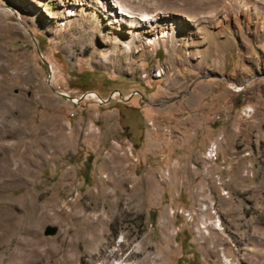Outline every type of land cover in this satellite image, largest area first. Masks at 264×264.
Instances as JSON below:
<instances>
[{
	"label": "rangeland",
	"instance_id": "obj_1",
	"mask_svg": "<svg viewBox=\"0 0 264 264\" xmlns=\"http://www.w3.org/2000/svg\"><path fill=\"white\" fill-rule=\"evenodd\" d=\"M100 1L0 0V264H264V0Z\"/></svg>",
	"mask_w": 264,
	"mask_h": 264
},
{
	"label": "bare ground",
	"instance_id": "obj_2",
	"mask_svg": "<svg viewBox=\"0 0 264 264\" xmlns=\"http://www.w3.org/2000/svg\"><path fill=\"white\" fill-rule=\"evenodd\" d=\"M76 1L77 0H71V2L69 3L70 4V8L68 9V13L70 15L74 14V12H73L74 11V3ZM89 1L93 2L94 4L102 5L100 0H89ZM118 9L120 10L118 12L117 11L115 12L113 10L109 11V15L111 16L110 19H111L112 23H118L119 21H124V22L128 21V22L132 23V25L136 24V26L139 25L140 27H144V22H150V18L146 17L147 16L146 14H138V15H136V14L132 13L131 11H129V12L127 11V15H126L125 13H123V12H125V9L122 8L120 5H119ZM139 16H141V17H139ZM164 35L165 34L162 33L161 35H154L152 37H149L148 38V44L151 45V44L157 43V41L160 38H163ZM128 41H129L128 42L129 44L127 43L128 45L126 46L127 47L126 50L130 49V47L133 45L134 38L131 37Z\"/></svg>",
	"mask_w": 264,
	"mask_h": 264
},
{
	"label": "water",
	"instance_id": "obj_3",
	"mask_svg": "<svg viewBox=\"0 0 264 264\" xmlns=\"http://www.w3.org/2000/svg\"><path fill=\"white\" fill-rule=\"evenodd\" d=\"M125 99V98H122ZM103 101H107V99H103ZM56 231V228L54 226H45L44 230H43V234L44 235H52L54 234Z\"/></svg>",
	"mask_w": 264,
	"mask_h": 264
},
{
	"label": "built area",
	"instance_id": "obj_4",
	"mask_svg": "<svg viewBox=\"0 0 264 264\" xmlns=\"http://www.w3.org/2000/svg\"><path fill=\"white\" fill-rule=\"evenodd\" d=\"M214 147H215L214 145H209V146L207 147V149H206L207 151H206V152H207V156H208V157H209L210 155H211V156L214 155Z\"/></svg>",
	"mask_w": 264,
	"mask_h": 264
}]
</instances>
